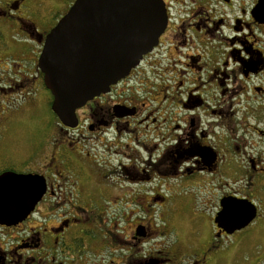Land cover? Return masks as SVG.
I'll list each match as a JSON object with an SVG mask.
<instances>
[{"label": "flooded vegetation", "instance_id": "1", "mask_svg": "<svg viewBox=\"0 0 264 264\" xmlns=\"http://www.w3.org/2000/svg\"><path fill=\"white\" fill-rule=\"evenodd\" d=\"M73 1L0 0V126L22 106L38 117L44 96L53 126L45 157L0 151V175L45 182L0 222V264H181L171 228L228 236L215 217L232 198L256 208L242 228L264 217V0H162L156 44L67 127L38 60Z\"/></svg>", "mask_w": 264, "mask_h": 264}, {"label": "water", "instance_id": "2", "mask_svg": "<svg viewBox=\"0 0 264 264\" xmlns=\"http://www.w3.org/2000/svg\"><path fill=\"white\" fill-rule=\"evenodd\" d=\"M166 24L162 0H74L47 33L39 56L51 109L73 127L75 111L108 90L157 42ZM45 191L38 174L0 175V222L22 220ZM215 221L226 234L246 226L256 215L246 199H224Z\"/></svg>", "mask_w": 264, "mask_h": 264}, {"label": "rangeland", "instance_id": "3", "mask_svg": "<svg viewBox=\"0 0 264 264\" xmlns=\"http://www.w3.org/2000/svg\"><path fill=\"white\" fill-rule=\"evenodd\" d=\"M46 100L44 96L38 117H32L30 111L22 106L13 115L16 122L7 127L0 126L1 152L6 151L15 155L19 153L24 143L30 148L39 143L43 146V156H46L53 132L51 111ZM39 104L41 105L40 102ZM261 200L264 202V198ZM196 229L171 228L166 237L172 258L173 254L177 253L181 258V264H192L204 253L207 255L205 264H264L263 216L256 218L249 228L236 230L231 235L221 238H217L215 228H201L199 232H196ZM212 241L214 247L210 246Z\"/></svg>", "mask_w": 264, "mask_h": 264}]
</instances>
